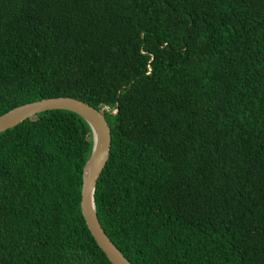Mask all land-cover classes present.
I'll list each match as a JSON object with an SVG mask.
<instances>
[{"label":"trees","instance_id":"obj_1","mask_svg":"<svg viewBox=\"0 0 264 264\" xmlns=\"http://www.w3.org/2000/svg\"><path fill=\"white\" fill-rule=\"evenodd\" d=\"M58 96L106 108L95 211L127 260L264 264V0H0V115ZM91 149L65 109L0 132V264H112Z\"/></svg>","mask_w":264,"mask_h":264},{"label":"water","instance_id":"obj_2","mask_svg":"<svg viewBox=\"0 0 264 264\" xmlns=\"http://www.w3.org/2000/svg\"><path fill=\"white\" fill-rule=\"evenodd\" d=\"M50 109L73 111L88 123L92 132V149L82 169L80 190L81 214L96 244L112 264H132L107 236L95 211V186L99 174L109 157L111 143L110 126L104 116V109L106 108L97 109L83 100L70 96L42 98L16 106L1 114L0 132L17 125L37 113Z\"/></svg>","mask_w":264,"mask_h":264}]
</instances>
